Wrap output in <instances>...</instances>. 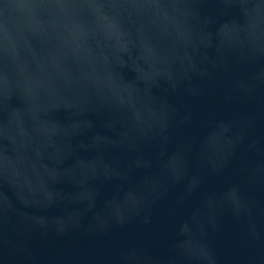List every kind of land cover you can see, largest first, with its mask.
<instances>
[{
  "label": "water",
  "instance_id": "obj_1",
  "mask_svg": "<svg viewBox=\"0 0 264 264\" xmlns=\"http://www.w3.org/2000/svg\"><path fill=\"white\" fill-rule=\"evenodd\" d=\"M0 264H264V0H0Z\"/></svg>",
  "mask_w": 264,
  "mask_h": 264
}]
</instances>
